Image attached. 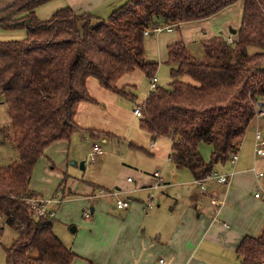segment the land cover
<instances>
[{"label": "trees", "instance_id": "trees-1", "mask_svg": "<svg viewBox=\"0 0 264 264\" xmlns=\"http://www.w3.org/2000/svg\"><path fill=\"white\" fill-rule=\"evenodd\" d=\"M51 1L10 0L0 10V30L26 32L0 40V98L10 117L5 140L19 156L0 166V238L6 226L18 234L5 247L6 264H73L77 255L56 236L55 217L35 216L28 202L41 197L30 187L34 168L53 143L84 132L76 118L82 104L96 103L90 78L136 102L137 85L125 78L138 72L151 80L159 69L146 58L147 29L205 20L243 2L235 42L222 35L203 41L200 57L183 41L170 45V87L158 86L142 104L141 129L152 141L170 139L171 160L195 180L231 161L264 100V0H127L107 19L70 6L38 18L37 9ZM202 143L212 147L210 160ZM237 255L241 264H264V230L245 237Z\"/></svg>", "mask_w": 264, "mask_h": 264}, {"label": "crops", "instance_id": "crops-1", "mask_svg": "<svg viewBox=\"0 0 264 264\" xmlns=\"http://www.w3.org/2000/svg\"><path fill=\"white\" fill-rule=\"evenodd\" d=\"M126 1L53 0L38 8L36 13L38 18L47 20L59 9L70 6L79 14L91 13L95 17L107 19ZM10 4L9 0L8 6ZM43 8H46L44 13ZM242 14L243 2L240 1L211 18L180 23L172 31L147 36L146 58L160 66L168 60V47L181 41L197 53H203V41L218 35L235 38L241 27ZM6 32L13 31L0 30V40L22 39L26 36V32L21 30L13 36L1 37ZM162 35L167 43L166 60V53L163 55L161 51ZM88 87L96 103L82 104L77 114V124L84 132L74 135L70 140L53 143L39 160L46 161L47 165L51 163V169L57 168L52 171L47 166L50 173L44 176V181L53 194H46H52L51 198H54L58 193L61 202L57 205L63 204L64 199L69 197L66 196L65 184L70 168L78 167L70 165V161L80 162L90 157L93 141L109 145L108 151L113 148L111 141H127L131 149L147 151L151 163L148 168V164L143 165V168L140 164L122 163L112 177H108L104 173L107 165L105 157L94 179L87 181L90 192L86 203L79 206L82 209L91 207L93 214L95 209H110L118 213L120 218L111 217L115 220L108 222L94 220L91 227L98 234L95 239L96 251L94 253L81 243L78 248H71L77 255L73 264H77L78 259L90 264H160V259H164L166 264H241L237 255L241 241L247 236L259 237L264 230V177L259 176L260 172H264V157L257 156L255 152V134L258 129L264 131V118L254 119L248 128L239 146V159L216 166V173L230 174L229 182L208 178L200 183L191 171L175 166L171 160L170 139L152 141L151 136L140 127V117L138 119L134 114V108L146 101L151 92V81L146 98L142 101L137 99L135 103L130 101L133 103L131 108L121 106L118 99L121 97L102 88L95 78L89 79ZM115 125L125 128L128 137L125 138L123 132L114 128ZM89 130L106 133V136L94 139ZM157 171L162 173L164 179L160 188L155 187L156 179L153 177ZM64 179V189H60ZM39 182L40 175H34L33 172L31 189L43 199H51L45 198L42 192L46 189L45 185L39 186ZM102 190L118 191L120 198L130 201V207L117 208L116 197L109 194L95 201L101 197L98 193ZM256 192L260 193L259 197H256ZM70 193L74 192L70 190ZM150 201H154L156 206L148 208ZM57 205L49 206L55 212L54 217L69 218L66 206L56 209Z\"/></svg>", "mask_w": 264, "mask_h": 264}, {"label": "rangeland", "instance_id": "rangeland-1", "mask_svg": "<svg viewBox=\"0 0 264 264\" xmlns=\"http://www.w3.org/2000/svg\"><path fill=\"white\" fill-rule=\"evenodd\" d=\"M9 4V0H0V9L7 7ZM48 4V3H47ZM46 6L43 5V7ZM42 7V6H41ZM43 13L46 11V8H43ZM50 16V15H48ZM47 16V17H48ZM177 30V29H176ZM19 30H14L13 32H6V34H1V37L3 36H13L15 33H18ZM3 33V32H1ZM166 33V32H165ZM160 33H157V36ZM156 36V35H155ZM155 38V37H154ZM11 40V39H10ZM14 40V39H13ZM16 40V39H15ZM166 38L162 35V44H161V51L163 55L165 54L167 59V43L165 42ZM194 54L198 57L202 56L204 53H197L194 49L190 48ZM258 51L256 48H252L250 50V53H255ZM159 85L162 87H170V82L172 81V78L170 76V66H168L165 61L160 64L159 69L156 74ZM150 79H148L144 74L141 73H134L127 78H125L124 83L129 84H136L137 85V92L136 95H138V100L142 101L146 98L149 90H150ZM121 101V106H129L131 108L132 104L130 101L124 100L122 98H118ZM140 105V104H139ZM141 106V105H140ZM138 118V117H137ZM139 119V118H138ZM140 121V120H139ZM135 123H138L137 120L134 121ZM140 124V123H139ZM10 126V117L8 114L7 106L3 103V98H0V166H8L15 164L19 160L18 153L16 151V148L12 142L9 140H5V135L7 134V128ZM116 129L123 132V136L125 138L128 137V134L126 132V129H122L121 127H118L115 125ZM247 134V133H246ZM168 138H163L161 140H164ZM98 142L103 150L105 155L100 156L96 159V162H91L90 157L88 156L86 159L84 158L85 165L87 169H81L80 166L74 168H70L69 176H67L66 180V199L63 201V206L57 205L56 209L64 207V205L67 208V211L69 212V218L67 219L60 218L57 216V218H54V232L56 236L63 242L65 246L68 248H78V245L85 244L89 248H91L94 253L96 251V238L98 236L97 230L91 227L93 225V221L97 220H105V222L115 220L114 218H120V215L118 213H113V210H105L101 209L98 211V209H95L94 214L92 213L91 207H84L82 209L79 205L86 203V198L89 195L90 187L87 184V181L93 180L96 172L98 169L101 168V165L107 156V165L104 169V173L108 177H112L113 173L116 171L118 165H121L122 163L127 164H140L143 168H148L150 166L149 163H151V156L147 153V151H135L134 149H131L129 147V143L124 140H115L111 141L113 143V148L111 151H108L110 149L109 145L104 144L102 141H93L92 146L94 143ZM91 146V147H92ZM200 150L205 158V160H210L212 147L208 144L202 143L200 145ZM74 160L70 161V165H72V162ZM82 162V161H80ZM47 162L44 160H41L38 162L34 169V175H40V182L39 186L45 185L44 176L46 174L50 173L49 170H47V166L50 170L56 171L57 168L51 169V163L46 164ZM53 165V164H52ZM57 165V164H56ZM46 188L42 192L45 193V198H51L53 194L52 189H47V185L44 186ZM57 188V187H56ZM70 190H72L74 193H70ZM106 191V190H105ZM46 193H52L50 196ZM107 194L111 193L106 191ZM154 196V195H153ZM98 197V196H97ZM104 197V196H103ZM102 197L96 198L95 201L99 200ZM72 199V200H71ZM107 199V198H106ZM87 214H92V217L88 218L86 217ZM74 228L76 231H74ZM78 229V231H77ZM18 234L17 231H15L13 228L6 226L3 236L0 238V264H6V251L5 247H9L15 238H17ZM77 264H90V262H86L82 259L76 260Z\"/></svg>", "mask_w": 264, "mask_h": 264}, {"label": "built area", "instance_id": "built-area-1", "mask_svg": "<svg viewBox=\"0 0 264 264\" xmlns=\"http://www.w3.org/2000/svg\"><path fill=\"white\" fill-rule=\"evenodd\" d=\"M174 25H156L153 29H147L145 31V36H150L154 33H160L162 31H172L173 30ZM229 43H234L235 42V38L234 37H229L227 38ZM158 78L155 75L152 79H151V91L157 89L158 87ZM142 105H138L134 108V114L137 117H141L142 116ZM264 118V100H262L258 105H257V109H256V117L255 119H261ZM255 152L256 155L259 157H264V131H262L261 129H258L256 131L255 134ZM104 154V150L102 148V146L96 142L93 144L92 148H91V152H90V161L91 162H96V159L100 156H102ZM239 159V155L238 152L236 154H234L231 158V162H236ZM260 177H264V172H260L259 173ZM153 177L156 179V188H160L163 183H164V179H163V175L161 172L157 171L154 173ZM208 178H214L217 179L219 182L222 183H228L230 180V174H220V173H216L214 172L213 174L209 175L206 179ZM204 180V179H203ZM203 180H199V182L201 183ZM129 181L132 182V179L129 178ZM119 192L118 191H113L111 193H109V195H113L116 197V206L119 209H127L128 207H130L131 203L129 200L127 199H123L120 198L119 196ZM99 196L103 197L106 196L107 193L106 191L102 190L99 191L98 193ZM256 197L260 196L259 192H256ZM29 203H31V205L36 209L35 212V216H42L45 214H49L50 216L54 217L55 212L50 210L49 206L51 204H58L59 202H61L60 198L54 197L51 199H43L42 197H35L32 200L28 201ZM156 206V203L154 201H150L148 203V208H153ZM90 214L87 215V217H89ZM0 220H2V217L0 216ZM160 264H166V261L164 259H160Z\"/></svg>", "mask_w": 264, "mask_h": 264}, {"label": "water", "instance_id": "water-1", "mask_svg": "<svg viewBox=\"0 0 264 264\" xmlns=\"http://www.w3.org/2000/svg\"><path fill=\"white\" fill-rule=\"evenodd\" d=\"M234 32H235V31H234ZM72 165H74V166H80L81 169H84V168H85V161H82V162L73 161V162H72ZM74 231H76L75 228H74Z\"/></svg>", "mask_w": 264, "mask_h": 264}]
</instances>
